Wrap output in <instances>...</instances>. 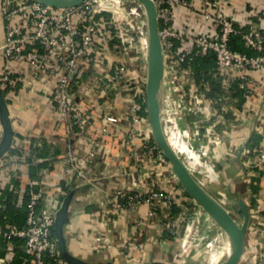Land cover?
I'll return each mask as SVG.
<instances>
[{
	"label": "crops",
	"instance_id": "0c3cea01",
	"mask_svg": "<svg viewBox=\"0 0 264 264\" xmlns=\"http://www.w3.org/2000/svg\"><path fill=\"white\" fill-rule=\"evenodd\" d=\"M221 5L242 28L253 25L264 30V0H221ZM3 30L0 15V46ZM106 44L104 51L100 49L90 57L81 58L71 79L77 105L90 117L86 133L95 143L97 158L87 164L86 169L98 185L71 176L68 172V164L64 161L68 145L72 146L76 157H84L86 152L83 142L76 139L74 128L71 134L66 133L65 123L56 110L57 78L47 76L26 62L16 61L12 62L13 69L23 79L14 89H2L13 136L10 148L0 158L3 166L0 173L1 193L15 190L20 194L31 167L32 177L46 187L45 203L59 208L66 196L61 191L65 190L67 194L74 192L64 226L71 254L91 264H123L127 263L125 259L134 249L139 263L159 261L174 264L173 255L178 252L186 204L181 203L172 181L168 191L175 195L173 206L178 208L176 212L173 206L170 209L160 206L152 211L148 204H140L133 210L118 213L108 224L109 230L102 224L115 199L106 198L105 205L101 207L100 196L116 188L131 190V179L136 171L139 168L145 173L150 171L148 157L133 154L135 150L139 151L140 143L137 136L130 134V123L126 118L130 85L122 80L116 86L112 81L115 43ZM134 56V50H130L121 54L120 58L129 77H137L141 71L140 63ZM3 62L0 53V68ZM248 73L249 83L255 90L253 96L243 98L239 89L234 94L231 86L234 76L230 74L217 89L216 102L211 104L208 99L205 100L197 120L204 127L213 125L214 131L221 135V140L216 142L215 154L220 166L217 168H220L224 181L229 179L235 198H242L250 211L243 249L235 264H264V160L259 161L256 155L258 148L264 144V71ZM166 110L174 111L169 104L163 106L162 114ZM106 114L115 115L118 120L108 125L107 132H102V117ZM180 132V149H176L180 151L179 156L202 179L222 185V178L214 165L215 158L204 151L205 139L192 146V132L186 131V136L182 130ZM1 137L0 124V140ZM24 161L30 162L27 170L24 169ZM155 182L146 179L138 189L146 191ZM48 184H51V190L47 188ZM210 221L207 214L200 215L198 235L194 240L197 248L205 244L199 245V242L206 236L211 240L222 232L217 233V225ZM105 237L107 240H104ZM185 242L188 244L189 240Z\"/></svg>",
	"mask_w": 264,
	"mask_h": 264
},
{
	"label": "built area",
	"instance_id": "2783aa9c",
	"mask_svg": "<svg viewBox=\"0 0 264 264\" xmlns=\"http://www.w3.org/2000/svg\"><path fill=\"white\" fill-rule=\"evenodd\" d=\"M153 2L163 57L162 87H165L166 97H172L171 106L177 114L189 118L195 126L205 100L208 99L212 104L218 98L216 93L211 94L208 83L203 78L194 81L195 75L190 65L207 52L214 56V70L218 78L225 79L233 74L243 98L255 94L249 83L248 72L264 71V30L256 29L253 25L246 29L239 26L234 16L223 9L221 0H203L202 3L191 0ZM0 15L4 24L0 46L4 59L0 68V86L2 89H14L22 81L23 77L12 66V62L16 61L26 62L47 76L57 78L56 110L65 123L66 133L71 134L74 128L76 139L83 142L86 152L84 157H76L69 144L64 161L68 164L71 176L83 178L95 185L98 183L86 169V165L97 158L95 143L86 133L90 117L78 107L71 79L81 58L90 57L100 49L104 51L107 49L106 43H115L112 81L116 86L122 80L130 85L126 118L130 123V134L137 136L140 143L139 151L135 150L133 154L146 155L150 171L145 173L139 168L132 176L131 190L116 188L113 192H105L100 196L101 207L105 205L106 198L115 199V209L113 212L108 211L102 219L105 228L113 221L110 214L130 211L140 204H148L152 211L160 206L170 209L176 202L175 195L168 191L171 181L177 187L180 201H184V188L154 142L148 117L145 91L147 38L142 5L136 0H126L125 10L121 5L111 4L106 0H85L77 6L56 8L32 0H0ZM138 18L142 20L140 26ZM235 36L253 53L233 49L230 41ZM135 49L144 54L141 58L143 76L140 73L137 77H129L120 58L121 54ZM117 120L115 115H104L100 130L107 132L108 125ZM205 130L213 138L212 141L221 140V135L214 131L213 125L206 126ZM256 155L259 161L264 160V144L258 148ZM23 165L27 170L30 162L24 161ZM2 169L0 164V173ZM146 179L156 182L146 191L139 190L138 187ZM47 188L51 190V184ZM1 189L0 184V196ZM45 192L46 187L36 178L27 177L24 190L18 194L27 196L23 226L6 220L4 204L0 200V264H13L10 245L12 239L22 241L21 247L32 256L34 264H44L46 256L56 264H69L61 258L54 235V220L58 208L44 202ZM61 193L67 195L65 190ZM191 230L192 225L186 222V237L179 242L182 248L186 244L185 240L192 238L189 234ZM125 261L137 263L134 249H131Z\"/></svg>",
	"mask_w": 264,
	"mask_h": 264
},
{
	"label": "water",
	"instance_id": "95a60500",
	"mask_svg": "<svg viewBox=\"0 0 264 264\" xmlns=\"http://www.w3.org/2000/svg\"><path fill=\"white\" fill-rule=\"evenodd\" d=\"M43 5L56 8L77 6L85 0H32ZM145 12L147 38V73L146 100L147 112L153 131V139L166 159L170 162L173 172L185 191L207 212V214L225 231L230 239V245L223 258L217 264H235L244 244L245 233L250 222V211L242 198L236 200V210L228 211L220 202L212 197L189 172L183 161L168 144L163 131L160 115V96L163 82V57L158 33L156 8L153 0H136ZM0 124L2 137L0 140V157L10 148L13 130L9 119L8 107L0 86ZM220 167L219 165H217ZM69 192L56 211L54 220V235L61 258L69 264H91L74 256L67 248L64 226L68 221V207L73 196ZM105 264H116L107 262ZM146 264H163L152 261Z\"/></svg>",
	"mask_w": 264,
	"mask_h": 264
},
{
	"label": "rangeland",
	"instance_id": "374dc122",
	"mask_svg": "<svg viewBox=\"0 0 264 264\" xmlns=\"http://www.w3.org/2000/svg\"><path fill=\"white\" fill-rule=\"evenodd\" d=\"M107 1H109V3L110 2H115V0H107ZM116 4H120L121 7L126 10V0H120ZM134 55H135L134 57L138 60V63H140L139 70H141L140 73H141V76H143L142 75L143 74V70H142L143 66L141 64V58H143L144 54H143L142 51L140 52L139 49H135L134 50ZM146 73H147V71H146ZM164 88L162 87V89H161V100L163 99L165 101L166 98H167L166 97L167 93L164 91ZM168 101L170 103V99ZM170 106H171V103H170ZM184 120H185V124H187L186 126L181 128L182 133H184V136L187 135L186 131L190 130L192 132L193 143L198 144L199 141H197V139H202V138L206 139L207 142H206L205 146H208V148H210L211 155L215 158L214 165L217 166L218 159L216 158V154H215L216 153V144L217 143L215 141H212L213 138L210 136V134L206 133L205 127L202 126V123L197 121L195 126H194L192 124V121L189 118L184 117ZM173 122H174V120H173ZM173 126L175 127V123H174ZM217 142H219V141H217ZM178 144L179 143L175 144V150L176 149H178V150L180 149ZM177 153L179 154L180 151L179 152L177 151ZM168 164H169L168 167H170L171 164H170L169 161H168ZM217 172L219 173V175L222 178V173L220 171V168H217ZM222 181H223L222 185H220L219 183H218L219 184L218 185L217 182H210V183L214 184L216 186H219V190L221 191L220 194H221L222 198L225 199V201L233 208V210H236V200L237 199L235 198L234 194L231 192L232 186L229 183V179L226 178L225 181H224L223 178H222ZM184 196H185L184 198H186L184 200H186V201H181V203L182 204H184V203L186 204V209L184 211L185 218L183 217V221H182L183 223H182L181 235H180V238H179V241H178V252L176 253V255L175 254L173 255L174 256V260H175L174 264H199L198 256L200 255L202 250H200L199 248H197L194 245V240H195L196 236L198 235L197 227H198V225L200 223V215H202V217H203V215H205L207 213L202 208H201V210L198 208V205L195 204L194 200L185 191V189H184ZM113 206H112V209H111L112 212L115 209V207H113ZM110 216H111V218H114L116 216V213L110 214ZM212 221H213V223L215 222L214 220H212ZM212 221H210V222H212ZM186 222H190V224L192 225V230L189 233L192 236V238L188 237L187 238L189 240L188 244H185L184 248H182L180 246L179 242H180L181 239L186 237V233H187V232H185ZM215 224L217 225V233L220 232V231H223V229L216 222H215ZM210 238L211 237L206 236L204 238V240L199 242L200 243L199 245H201L203 243H207L210 240ZM185 247L187 249H185ZM123 264H133V263H123ZM135 264H146V263L144 261V262H140V263L137 262Z\"/></svg>",
	"mask_w": 264,
	"mask_h": 264
},
{
	"label": "trees",
	"instance_id": "16d2710c",
	"mask_svg": "<svg viewBox=\"0 0 264 264\" xmlns=\"http://www.w3.org/2000/svg\"><path fill=\"white\" fill-rule=\"evenodd\" d=\"M230 45L233 49L239 50L242 52H247L252 54L253 51L247 49L242 40L239 37H233L230 41ZM191 68L194 71L196 82L200 78H203L209 86L211 94L216 93L217 89L220 88L222 81L224 79L218 78L214 70V56L212 53L207 52L201 57H197L191 63ZM228 78V77H227ZM226 79V78H225ZM231 86L234 88L233 93H237L238 81L234 76V79L231 80ZM31 168V167H30ZM29 168V177H32ZM27 196L24 194L22 198H19V195L13 190H7L3 192L0 196V200L4 204L3 212L6 214V220L11 223H15L18 226H23L26 216L25 211V201ZM173 211L176 212L178 208L175 206L172 207ZM22 241L20 239H12L10 241L11 249L13 251L12 263L13 264H34L32 256L25 252L21 247ZM44 264H56L51 258L45 257Z\"/></svg>",
	"mask_w": 264,
	"mask_h": 264
},
{
	"label": "bare ground",
	"instance_id": "6f19581e",
	"mask_svg": "<svg viewBox=\"0 0 264 264\" xmlns=\"http://www.w3.org/2000/svg\"><path fill=\"white\" fill-rule=\"evenodd\" d=\"M118 1H120V0H115V2H110V3L111 4H116ZM107 2H109V1H107ZM139 23H142V21H141V19L138 18V25L140 26ZM171 98H172L171 96H167V98H166L165 101L163 99L160 101L161 121H162V126H163V131H164V134H165V138H166L168 144L175 151V153L179 156V154L175 150V144L178 143L179 135L181 133L180 132L181 131V128L184 127L187 124H185V120H184L183 115H179L175 111H167L166 110L165 113L162 114V108H163V106L165 104H169L170 105ZM169 99H170V103L168 101ZM173 120H174V122H173ZM174 123H175V127L173 126ZM201 141H202V139H200V141H199L198 144H200ZM206 142H207V140L205 139L204 140V144H206ZM198 144L192 143V146H196ZM204 151H207V153L211 155V151H210V148H208V146H206L204 148ZM179 158L183 161V159L180 156H179ZM183 163L185 164V166L187 167V169L189 170V172L199 182V184L212 197H214L218 202H220L228 211H230V212L233 211V208L225 201V199L222 198V196L220 194L221 191L219 190V186H216L214 184H211L210 183L211 181L208 182V181L202 179L184 161H183ZM215 168L217 169V166H215ZM194 202H195L196 205H198V208L201 210L202 207L200 206V204H198L196 201H194ZM229 245H230V239L227 236V234L225 233V231H222V232L218 233L210 241H208L207 243H205L204 245H202L201 247H199V249L202 250V252L198 256L199 264H217L223 258V256L225 255L227 249L229 248Z\"/></svg>",
	"mask_w": 264,
	"mask_h": 264
}]
</instances>
